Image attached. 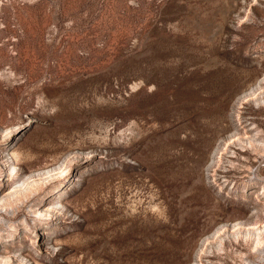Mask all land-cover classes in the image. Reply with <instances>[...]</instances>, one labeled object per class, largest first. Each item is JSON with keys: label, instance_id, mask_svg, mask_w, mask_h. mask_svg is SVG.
Segmentation results:
<instances>
[{"label": "rangeland", "instance_id": "374dc122", "mask_svg": "<svg viewBox=\"0 0 264 264\" xmlns=\"http://www.w3.org/2000/svg\"><path fill=\"white\" fill-rule=\"evenodd\" d=\"M0 264H264V0H0Z\"/></svg>", "mask_w": 264, "mask_h": 264}]
</instances>
